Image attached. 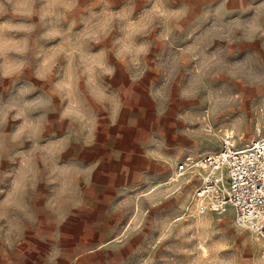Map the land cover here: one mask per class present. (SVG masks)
Here are the masks:
<instances>
[{
  "label": "rangeland",
  "instance_id": "1",
  "mask_svg": "<svg viewBox=\"0 0 264 264\" xmlns=\"http://www.w3.org/2000/svg\"><path fill=\"white\" fill-rule=\"evenodd\" d=\"M165 6L180 15L146 38L140 69L111 61L116 106L65 115L54 99L31 139L13 138L19 122L0 129V264H264V239L231 210L191 212L199 179L178 176L226 129L240 145L264 137V0ZM31 79L0 81V102Z\"/></svg>",
  "mask_w": 264,
  "mask_h": 264
},
{
  "label": "clouds",
  "instance_id": "2",
  "mask_svg": "<svg viewBox=\"0 0 264 264\" xmlns=\"http://www.w3.org/2000/svg\"><path fill=\"white\" fill-rule=\"evenodd\" d=\"M179 15L165 0L139 13L130 0L119 8L114 0H0V17H10L0 21V81L17 82L32 69V79L0 102V129L19 122L13 138L31 139L42 128L35 114L54 99L66 102L65 115H84L90 101L116 106L105 81L111 61L139 70L151 47L146 38Z\"/></svg>",
  "mask_w": 264,
  "mask_h": 264
},
{
  "label": "built area",
  "instance_id": "3",
  "mask_svg": "<svg viewBox=\"0 0 264 264\" xmlns=\"http://www.w3.org/2000/svg\"><path fill=\"white\" fill-rule=\"evenodd\" d=\"M189 169L199 179L191 212L224 215L231 210L240 226L264 239V137L239 145L226 129L216 151L186 158L178 175Z\"/></svg>",
  "mask_w": 264,
  "mask_h": 264
},
{
  "label": "crops",
  "instance_id": "4",
  "mask_svg": "<svg viewBox=\"0 0 264 264\" xmlns=\"http://www.w3.org/2000/svg\"><path fill=\"white\" fill-rule=\"evenodd\" d=\"M235 136H236V138H237V141L239 142L240 138H239V137H237V135H236V134H235ZM239 145H240V143H239Z\"/></svg>",
  "mask_w": 264,
  "mask_h": 264
},
{
  "label": "bare ground",
  "instance_id": "5",
  "mask_svg": "<svg viewBox=\"0 0 264 264\" xmlns=\"http://www.w3.org/2000/svg\"><path fill=\"white\" fill-rule=\"evenodd\" d=\"M179 176V175H178ZM175 179V178H174Z\"/></svg>",
  "mask_w": 264,
  "mask_h": 264
}]
</instances>
